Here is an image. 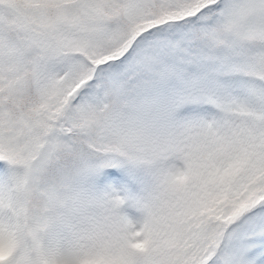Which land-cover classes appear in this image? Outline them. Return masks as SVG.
Here are the masks:
<instances>
[{"label":"snow or ice","instance_id":"1","mask_svg":"<svg viewBox=\"0 0 264 264\" xmlns=\"http://www.w3.org/2000/svg\"><path fill=\"white\" fill-rule=\"evenodd\" d=\"M0 264H264V0H0Z\"/></svg>","mask_w":264,"mask_h":264}]
</instances>
